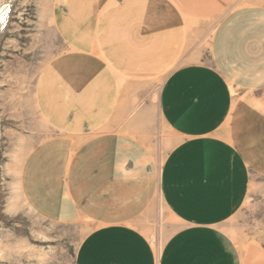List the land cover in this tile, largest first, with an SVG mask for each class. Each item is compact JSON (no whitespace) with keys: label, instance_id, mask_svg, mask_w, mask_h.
Returning a JSON list of instances; mask_svg holds the SVG:
<instances>
[{"label":"crops","instance_id":"crops-1","mask_svg":"<svg viewBox=\"0 0 264 264\" xmlns=\"http://www.w3.org/2000/svg\"><path fill=\"white\" fill-rule=\"evenodd\" d=\"M52 15L63 48L34 92L50 134L21 191L50 220L94 223L76 264H264L262 241L225 227L264 174V2L53 0ZM159 78L179 140L160 167L146 141ZM158 196L180 226L157 251L140 219Z\"/></svg>","mask_w":264,"mask_h":264},{"label":"rangeland","instance_id":"rangeland-1","mask_svg":"<svg viewBox=\"0 0 264 264\" xmlns=\"http://www.w3.org/2000/svg\"><path fill=\"white\" fill-rule=\"evenodd\" d=\"M52 6L53 0H0V264H76L79 246L95 226L86 218L50 220L30 208L21 191L24 158L50 134L37 112L34 92L40 71L63 48L53 25ZM218 20L203 24L200 40L205 59L210 58ZM163 81H155L153 94L146 99L151 109L146 141L159 167L179 141L158 107ZM140 221L157 251L180 226L159 196ZM225 227L236 239L264 243V174L253 178L245 203Z\"/></svg>","mask_w":264,"mask_h":264},{"label":"snow or ice","instance_id":"snow-or-ice-1","mask_svg":"<svg viewBox=\"0 0 264 264\" xmlns=\"http://www.w3.org/2000/svg\"><path fill=\"white\" fill-rule=\"evenodd\" d=\"M0 18H2V17H0Z\"/></svg>","mask_w":264,"mask_h":264},{"label":"bare ground","instance_id":"bare-ground-1","mask_svg":"<svg viewBox=\"0 0 264 264\" xmlns=\"http://www.w3.org/2000/svg\"><path fill=\"white\" fill-rule=\"evenodd\" d=\"M8 6V5H7Z\"/></svg>","mask_w":264,"mask_h":264}]
</instances>
